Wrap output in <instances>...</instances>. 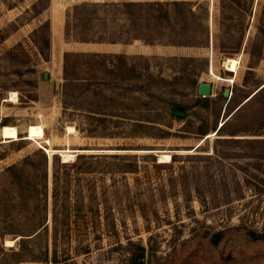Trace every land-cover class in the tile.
I'll list each match as a JSON object with an SVG mask.
<instances>
[{
	"label": "rangeland",
	"instance_id": "obj_1",
	"mask_svg": "<svg viewBox=\"0 0 264 264\" xmlns=\"http://www.w3.org/2000/svg\"><path fill=\"white\" fill-rule=\"evenodd\" d=\"M151 1L175 20L121 6ZM262 86L264 0H0V264H264Z\"/></svg>",
	"mask_w": 264,
	"mask_h": 264
},
{
	"label": "trees",
	"instance_id": "obj_2",
	"mask_svg": "<svg viewBox=\"0 0 264 264\" xmlns=\"http://www.w3.org/2000/svg\"><path fill=\"white\" fill-rule=\"evenodd\" d=\"M183 4V2H180ZM178 2L172 1L169 3L166 2H158V1H151V2H129V3H124L121 6L125 8H135V11L138 12V17L136 19L138 20H143V22H146V26L148 24L153 26H156L159 22L163 23H172L175 19H173L169 14L168 11L170 8L173 6H177ZM149 12L157 13L156 16L150 17ZM189 13H192L190 10L188 11ZM143 13V14H141ZM140 14V15H139ZM148 15V16H147ZM146 44L149 42L148 41H143ZM150 44V43H148ZM47 46V43H46ZM39 54H42L40 52ZM117 60L116 63L113 62V60ZM78 63L80 66L85 67L87 71H92L93 68L97 72L98 75L101 77H106L108 75H118L121 73V68L123 65H126L124 60L125 57L124 55L121 54H103V53H64L63 54V65H62V73H63V80L64 82L68 81H77V78L70 77L69 72L72 71L75 68V63ZM130 68L127 67V69H124L123 71L126 73L129 72ZM104 79H101L100 81L103 82ZM264 86H262L260 89H258L252 96H255L258 92H260L263 89ZM251 96V97H252ZM250 97V98H251ZM28 99V101H24V103H28L30 101H35L33 97H25V100ZM249 98V99H250ZM249 99L245 100L244 103H246ZM242 106V105H241ZM239 106L237 109H235L233 112H229V118H231L235 113H237L240 110ZM63 110H65L63 108ZM177 117V116H176ZM228 120V119H227ZM227 120L224 121L217 131L214 133L219 132L220 136H233L232 133L229 135H226L225 133V127ZM2 126V125H1ZM205 135V134H204ZM217 141L224 140L227 141L228 139H216ZM239 141V140H237ZM24 161V160H23ZM44 164V169H43V177L44 180L46 181V159L44 158L43 160ZM58 179V176L54 173V171L51 174V181L52 183H55ZM252 236L256 237L259 241L264 242V231L260 233H255L251 232L250 233ZM222 235V231H219L217 233H214L210 238L209 241H211L212 244H215L218 238Z\"/></svg>",
	"mask_w": 264,
	"mask_h": 264
},
{
	"label": "bare ground",
	"instance_id": "obj_3",
	"mask_svg": "<svg viewBox=\"0 0 264 264\" xmlns=\"http://www.w3.org/2000/svg\"><path fill=\"white\" fill-rule=\"evenodd\" d=\"M238 60V59H237ZM236 59L234 58H227L225 61H224V64H225V68L227 71L229 72H235L236 70V64L238 63ZM216 80H220L219 77H216ZM226 82V80H223ZM228 83H231V79L227 80ZM13 100V94L10 96V98L8 99V102H11ZM75 130L73 127H67V132L68 134H71L73 133ZM213 133H211L212 135ZM209 135V136H211ZM53 154H59L61 157H62V162H67L69 161L73 155L72 153H69L67 151L63 152V151H54ZM158 162L159 163H168L170 162V156L167 155V154H161L158 156Z\"/></svg>",
	"mask_w": 264,
	"mask_h": 264
},
{
	"label": "water",
	"instance_id": "obj_4",
	"mask_svg": "<svg viewBox=\"0 0 264 264\" xmlns=\"http://www.w3.org/2000/svg\"><path fill=\"white\" fill-rule=\"evenodd\" d=\"M210 91H211V86L209 84H206V83H203V84H199L197 86V94L200 95V96H208L210 94ZM226 94V91L223 92V95ZM174 115L175 116H182L181 113L179 112H174ZM223 122H221L222 124ZM220 126V125H218ZM137 264H140V262L138 261Z\"/></svg>",
	"mask_w": 264,
	"mask_h": 264
}]
</instances>
